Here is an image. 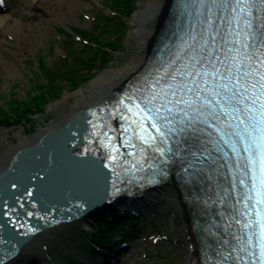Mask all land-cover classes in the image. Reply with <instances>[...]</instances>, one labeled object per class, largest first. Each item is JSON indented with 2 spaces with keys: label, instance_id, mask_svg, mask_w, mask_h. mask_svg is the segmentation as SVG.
Returning <instances> with one entry per match:
<instances>
[{
  "label": "bare ground",
  "instance_id": "1",
  "mask_svg": "<svg viewBox=\"0 0 264 264\" xmlns=\"http://www.w3.org/2000/svg\"><path fill=\"white\" fill-rule=\"evenodd\" d=\"M80 1L82 0H15L14 2L5 0L8 6L5 8L6 11L10 10L11 6L15 14H20L22 11H28L29 9H39L42 10L41 12L44 13L45 18H39L38 22L24 23L18 19H6V21L1 16L0 21H6V23L0 27L13 35L12 38H15L14 34L18 37L16 43L20 44L21 51L19 53H28L38 46L37 43H32V48H30L26 44L30 37L35 35L37 29L39 31L42 24L49 23V21L53 22L54 19L68 22L70 14L67 16L64 11L68 10L74 13L79 9L78 3ZM170 4L171 0H147L146 8L137 11L132 21L135 35L138 37L136 42L137 51L132 53V58L119 68L104 71L92 81L91 94L85 95L83 91L78 92L76 104L79 108L71 115L47 127L40 128L31 137L14 143L3 152L0 157V187L8 186V183L11 184L12 181L21 183L18 178L12 179L15 165L21 161L26 168V176H28L30 172L27 168L31 166L39 146H43V143L50 137L62 132L83 112L103 104L108 97L120 90L125 82L142 68L157 38L158 31L164 25ZM48 33L49 30L40 32L39 44L43 43V39L47 38ZM4 43L5 41L0 38V64L6 62L3 58L5 56ZM18 56L20 57L19 54ZM8 66L12 68V65ZM130 204H139L141 207L145 205L143 209L150 208L151 211L162 205V212L166 213L168 223L166 234L176 242L179 253L184 255L186 264H200L191 213L186 198L172 175L169 174L166 180L156 187L146 190L137 203L130 201ZM85 221L84 218L71 221L57 220L55 224L46 226L21 240L18 247L19 251L13 258L2 264L18 263L30 257H39L46 260L44 253L59 256L69 247L71 236L76 234L78 226L85 223Z\"/></svg>",
  "mask_w": 264,
  "mask_h": 264
},
{
  "label": "rangeland",
  "instance_id": "2",
  "mask_svg": "<svg viewBox=\"0 0 264 264\" xmlns=\"http://www.w3.org/2000/svg\"><path fill=\"white\" fill-rule=\"evenodd\" d=\"M14 1L12 0V2ZM110 1L112 0H82L78 3L79 9L74 13L68 10L64 11V14L67 16L70 14V20L68 22L54 19L53 22L49 21V23L42 24V28L39 31L37 29L38 33L35 32V35L31 36L29 41L26 42L30 48H32V43H37L38 45L35 50L28 53H19L21 51L20 44L16 43L18 37L14 34L15 38L11 39L13 35L2 30L0 27V38L5 41L3 46L5 56L3 58L6 61L4 62L5 65L0 64V105L8 104L11 98H18L20 100L26 98L31 92L33 94L36 92L35 89L38 88V83L36 82L39 79H46L41 73L44 66L52 69L54 66L67 61L64 58L65 52H68L66 41L64 40L67 34L65 30L70 33L72 29L99 32L100 34L102 33L103 38L109 40L115 38L116 44L115 49L112 51L108 50V56H106L108 58L104 62L96 63L92 70H80L79 74L84 78L80 79V81L78 79V82L76 81L77 84L73 81L71 83H65L61 78L57 77L56 88L60 92L59 97L48 101L44 110L45 113L38 114L32 125L25 124L23 125L24 127L22 125H16L10 128L2 127L0 129V157L14 143L31 137L40 128L47 127L75 112L79 108L76 104L78 92L83 91L85 95L91 94L90 88L92 81L104 71L119 68L127 63L132 58V53L137 51L136 42L138 41V37L135 35V28L132 21L137 11L146 8L147 0H136V9L131 15L127 16V20L123 21V31L119 35L115 33L118 31L106 26V16L112 17L109 8L112 5ZM12 8L11 6L8 12L1 15L5 20L18 19L19 21L28 23L38 22L39 18H45L44 13L39 9H29L28 11H22L20 14H15ZM6 21H0V26L5 25ZM109 23L111 22L109 21ZM45 30H49L47 38L43 39L42 44H39L38 37L40 32ZM71 41L78 49L82 45V40L79 37L73 36ZM101 41L105 42L103 40ZM8 65H12V68ZM68 66L66 63L65 67ZM162 207V205H159L154 211H150V213L155 214L154 219H152L156 221V224L151 228L150 226L145 227V232H151L150 235H143L146 241H143L142 238L135 240L138 242L135 247L140 250V253L132 257V261L129 253L124 254L123 260L127 264H140L142 263L141 261H145L146 264H186L184 255L179 253L176 242L165 234L168 229V223L166 221V213L162 212ZM99 220L102 222L101 219ZM147 220V218H144L142 220L143 224L149 225L151 220L149 223H146ZM90 226L95 232V223L90 224ZM155 237L159 238L160 243L158 245L150 242ZM70 243V247L60 254V256L55 257L52 255V257L54 256L57 261H63L66 257L69 258V254L72 257L71 251L81 249L76 234L70 238ZM82 248L84 250L83 245ZM148 250L152 252H147ZM131 252L130 254H133ZM146 253L149 254V257H146L148 260H142V258H145ZM157 255L159 257L156 258L155 256Z\"/></svg>",
  "mask_w": 264,
  "mask_h": 264
},
{
  "label": "trees",
  "instance_id": "3",
  "mask_svg": "<svg viewBox=\"0 0 264 264\" xmlns=\"http://www.w3.org/2000/svg\"><path fill=\"white\" fill-rule=\"evenodd\" d=\"M110 3L113 8L122 15H128L134 11V0H112ZM107 45V43L105 45H101L102 47H100L98 51L103 54L102 48ZM69 51L78 67L85 69L86 71L93 68L92 66H88L89 62L86 59L85 52L78 51L76 48L71 47H69ZM98 58L99 57L96 55L95 60ZM57 72L63 74V80L65 82H75L78 79L83 78L79 74V71L73 69L72 67L66 69L65 67L59 66L57 67ZM45 75L47 76L48 82L38 85V88L35 89L36 92L33 94L31 92L26 100L14 98L10 104V108H7L6 111L2 108L0 109V127L2 125L11 126L12 124H19L24 121L31 122L34 119V115L44 111V107L47 105L49 99L51 100L59 97L60 92L56 88L57 77L55 76V72L46 69Z\"/></svg>",
  "mask_w": 264,
  "mask_h": 264
},
{
  "label": "snow or ice",
  "instance_id": "4",
  "mask_svg": "<svg viewBox=\"0 0 264 264\" xmlns=\"http://www.w3.org/2000/svg\"><path fill=\"white\" fill-rule=\"evenodd\" d=\"M260 4L264 5V0H260ZM238 7H240L241 9L244 8H254L256 7V4L254 2V0H244V3L242 4H238ZM250 26V25H249ZM257 35V33L255 31L247 33L246 36L247 37H252L253 38V44L256 43L255 41V36ZM259 37H260V48L264 49V31H261L259 33ZM248 44H242V48L247 49ZM211 55V54H210ZM239 55V50H237V56ZM260 56H264V51L260 52ZM235 59V57H234ZM245 59H247L249 62H252L255 59V62L258 63L260 65V68L264 69V59H260L259 57H253L251 55L245 54ZM215 74V72H214ZM256 75H258L260 77V88L262 90H264V72H260L257 71ZM239 83V82H237ZM241 87H243V85H240ZM253 87H255V85H253ZM197 95H199V93H197ZM160 110L157 109V112H159ZM153 119H158V117H152ZM153 127H156V125L154 124ZM162 135L164 133H161ZM262 171H264V169H262ZM241 183H243V181H241ZM262 183H264V181H262ZM261 227V232H260V239H261V243H258L255 245V247H258L260 249V259L258 260L257 264H264V223H261L260 225ZM252 255H255V253H252Z\"/></svg>",
  "mask_w": 264,
  "mask_h": 264
},
{
  "label": "water",
  "instance_id": "5",
  "mask_svg": "<svg viewBox=\"0 0 264 264\" xmlns=\"http://www.w3.org/2000/svg\"><path fill=\"white\" fill-rule=\"evenodd\" d=\"M9 232H10V231H9ZM10 233H11V232H10ZM14 236H16V234H15ZM12 238H13V234H12L11 236L9 235V238H8V239H9V242H11ZM6 242H7V241H6ZM6 242H4V245H5V248H8V247H7L8 243H6Z\"/></svg>",
  "mask_w": 264,
  "mask_h": 264
}]
</instances>
